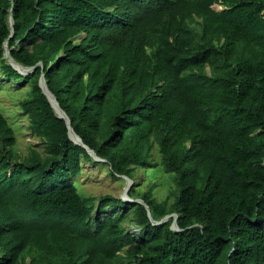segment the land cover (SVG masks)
Returning <instances> with one entry per match:
<instances>
[{
	"label": "trees",
	"instance_id": "16d2710c",
	"mask_svg": "<svg viewBox=\"0 0 264 264\" xmlns=\"http://www.w3.org/2000/svg\"><path fill=\"white\" fill-rule=\"evenodd\" d=\"M0 66L31 84L20 105L47 151L16 160L0 109V264H264V0H0ZM43 74L112 176L161 166L174 203L154 184L128 195L179 230L144 204L79 193L95 159ZM109 206L139 235L127 216L95 217Z\"/></svg>",
	"mask_w": 264,
	"mask_h": 264
},
{
	"label": "rangeland",
	"instance_id": "374dc122",
	"mask_svg": "<svg viewBox=\"0 0 264 264\" xmlns=\"http://www.w3.org/2000/svg\"><path fill=\"white\" fill-rule=\"evenodd\" d=\"M226 7L221 4L215 5V9L220 11ZM9 63V62H8ZM11 65V64H10ZM17 64H15L16 66ZM21 66V65H20ZM17 68V67H16ZM31 84L23 85L20 81L10 80L6 78L1 72L0 66V109L8 118L17 133V144L13 151L15 152L16 160H23L29 157L31 149H36L41 152L43 156L47 155L45 150V141L37 132L33 131L29 125V117L26 115L20 103L31 96ZM157 157V155H155ZM157 160L159 158L157 157ZM159 167L146 170L140 169L136 171V177L132 180L137 191L148 190L154 184V197L159 201H168L169 204L174 203L176 186L174 183L164 181V173ZM110 165L102 161L83 159L82 171L74 178V184L79 193L86 198H93L98 204L99 198L105 195H111L115 198H120L126 201H132L130 196L125 194V190L129 183L121 177V175L112 176ZM163 178V181H162ZM122 215L127 216L124 225L129 228L133 236L139 235V228L133 224V215L121 206H109L108 209L95 217L101 219L111 218L117 220ZM172 215V214H171ZM176 214H173V216ZM176 217V216H175Z\"/></svg>",
	"mask_w": 264,
	"mask_h": 264
},
{
	"label": "water",
	"instance_id": "95a60500",
	"mask_svg": "<svg viewBox=\"0 0 264 264\" xmlns=\"http://www.w3.org/2000/svg\"><path fill=\"white\" fill-rule=\"evenodd\" d=\"M11 26L13 27V17L11 18ZM11 37H12V35H11ZM5 57L8 60V62L16 70H17V68H16L15 64L21 65V64L17 63L13 59V57L11 55V51L8 48V44L7 43H6V53H5ZM39 65H41V63ZM21 66H23V65H21ZM25 68L28 69V71H27V73L25 75H28L29 73H32L35 70L36 67H25ZM39 85H40V88L42 89V92L47 96L48 100L50 101V103H51L52 107L54 108V110H55L56 114L58 115V117L61 118V119H64L66 121L67 126L69 128V137H70V139L74 143H76L77 145H81V146L85 147L87 149V151L89 152V154L91 156H93L96 161H104L105 162V159H102V158L98 157L97 154L92 149H90L88 146H86L83 143L82 139L76 134V132L74 131L73 127L71 126V120H70V118L68 117V115L66 114V112L61 108V106H60L59 102L57 101V98L54 96V94L49 90L48 85H47L46 80H45L44 74L40 78ZM75 138H77V139H75ZM121 177H123L124 179H126L128 181V183H129V186L125 190V194L127 196H129L128 195V192H129V190L133 186V184H130V183H132V180L129 177L125 176V175H121ZM124 201H126V200H124ZM132 201H135V202L144 204L146 206V208L148 209V211H149V206L142 199H137V200H132ZM149 216H150V219H151V221L153 223L163 224V223L167 222L173 215H168V216H166L164 219H162L159 222H155L154 221V219L152 218V215H151L150 211H149ZM174 217H175V220H174V223L172 225V228L175 229V230H179V226H178V223H177V215H174Z\"/></svg>",
	"mask_w": 264,
	"mask_h": 264
},
{
	"label": "bare ground",
	"instance_id": "6f19581e",
	"mask_svg": "<svg viewBox=\"0 0 264 264\" xmlns=\"http://www.w3.org/2000/svg\"><path fill=\"white\" fill-rule=\"evenodd\" d=\"M16 67H17V70L23 75H25L27 73V71H28V69L25 68L24 66H20V65L17 64ZM75 139H77V138H75ZM127 183H128V181H127ZM128 186H129V184H128Z\"/></svg>",
	"mask_w": 264,
	"mask_h": 264
},
{
	"label": "clouds",
	"instance_id": "9594fccd",
	"mask_svg": "<svg viewBox=\"0 0 264 264\" xmlns=\"http://www.w3.org/2000/svg\"><path fill=\"white\" fill-rule=\"evenodd\" d=\"M214 8H215V6H214Z\"/></svg>",
	"mask_w": 264,
	"mask_h": 264
}]
</instances>
